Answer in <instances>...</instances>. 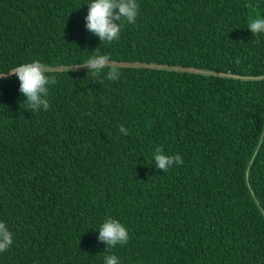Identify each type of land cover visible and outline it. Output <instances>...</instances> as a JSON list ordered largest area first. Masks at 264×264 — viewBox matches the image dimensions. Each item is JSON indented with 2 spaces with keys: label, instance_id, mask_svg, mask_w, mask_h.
Instances as JSON below:
<instances>
[{
  "label": "trees",
  "instance_id": "trees-1",
  "mask_svg": "<svg viewBox=\"0 0 264 264\" xmlns=\"http://www.w3.org/2000/svg\"><path fill=\"white\" fill-rule=\"evenodd\" d=\"M92 2L0 0V74L39 60L57 80L31 112L0 79V264H104L109 217L120 264H264V34L247 28L264 0H137L102 45ZM94 54L117 81L70 71ZM160 146L183 165L158 170Z\"/></svg>",
  "mask_w": 264,
  "mask_h": 264
},
{
  "label": "clouds",
  "instance_id": "clouds-1",
  "mask_svg": "<svg viewBox=\"0 0 264 264\" xmlns=\"http://www.w3.org/2000/svg\"><path fill=\"white\" fill-rule=\"evenodd\" d=\"M139 14V4L137 0H93L88 5V14L85 17L86 30L100 40V44H111L119 41L122 22L135 24ZM248 30L253 37L264 34V16L257 15L248 23ZM95 52V51H94ZM86 68L88 73H92L94 78L100 77L107 69L103 79L95 81L102 84L104 79L117 81L121 71L117 62L112 60L109 55L94 54L82 65L74 66L70 71ZM50 67L39 60L31 63H24L11 69L9 74H0V79L15 75L19 80V92L25 97L22 104L26 110L39 112L48 111L50 108L49 86L57 84L54 76L48 75ZM119 131L122 135L128 136L129 131L121 125ZM155 167L167 173L174 166H182L184 161L179 154L167 155L162 146L157 147L154 153ZM98 242L107 245L104 255V264H120L118 256L109 254L111 249L117 245L123 247L129 240V232L117 219L106 218L100 226ZM14 239L12 232L6 223L0 222V253L6 252L13 245Z\"/></svg>",
  "mask_w": 264,
  "mask_h": 264
}]
</instances>
